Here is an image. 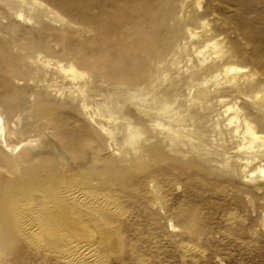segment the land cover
I'll return each mask as SVG.
<instances>
[{"label":"rangeland","instance_id":"obj_1","mask_svg":"<svg viewBox=\"0 0 264 264\" xmlns=\"http://www.w3.org/2000/svg\"><path fill=\"white\" fill-rule=\"evenodd\" d=\"M228 58L264 85V0H0V116L33 141L0 145V264H264V160L226 126L264 109L214 92Z\"/></svg>","mask_w":264,"mask_h":264},{"label":"bare ground","instance_id":"obj_2","mask_svg":"<svg viewBox=\"0 0 264 264\" xmlns=\"http://www.w3.org/2000/svg\"><path fill=\"white\" fill-rule=\"evenodd\" d=\"M212 46H215L214 49L217 50L222 45H219L217 43H212ZM227 56H229V55H227ZM232 62L233 61L230 58H228L224 62H222V64L221 63L217 64V65L215 64L214 66H211V67L206 69V70L210 71L211 74L213 73L215 75V78L221 77L222 76L221 74H223L224 77H226V76L229 77L230 76V78H225V79H228L227 82H226L227 84H225L226 86L225 85L221 86V88H219V89L217 88L214 92L217 94V96L219 95V98H223L224 96L226 97L228 95H232V96H236V97L240 96V95H242L244 97L248 96V97H250L252 99V101L258 107H260L261 109H264V85L261 83L262 87H260L255 93H253L251 95L248 94L249 92H248L247 88H249V87H248L246 79H252V75L251 76L243 75L241 73V69L237 68ZM74 70L69 68V70L64 71L62 69V73L65 75L66 78H69V80H74V79H76V77L78 75L76 73V70L75 71ZM78 76H80V75H78ZM222 79L224 81V78H222ZM249 91H250V89H249ZM165 107H166V102L164 100V102H161L160 105L157 104L155 106V110L160 111V110H163ZM232 110L233 109L230 108V107L227 109V111H232ZM234 113H235V111H234ZM244 113L247 114V111L245 110ZM248 116L250 117V115H248ZM173 117L174 118H176V117L179 118L178 109L176 110L175 115ZM239 119L240 118H238L237 115H233L228 120L226 126H228V127L232 126L231 129H229V130L233 131V133H234L233 136H237V138L239 140H241L238 143V145H237L238 152L242 153V154H240V156L248 157V155H254V159L255 160L263 161L264 160V152H260L258 150H260L261 147H264V129H262L260 127V125H259L260 122L254 123V124L251 123L250 120L247 118V116L244 117V120L241 121V122H239ZM157 121H159V119H157L156 122ZM241 123L243 124V126H242ZM23 142H26V143L21 145V143H23ZM23 142H17V141L12 140L10 137H8V135L6 134V130L3 127V124H2V118L0 116V145L3 148V151L7 152V153H16V152L20 153V159L22 160L21 162L23 164H27L26 159H27V156L30 154L31 151H29V149L26 148L25 146L26 145H30L31 143H33V141H23ZM47 145L48 144H45V143L41 142V143H38V144L36 143L34 147H37V146L42 147L43 146L42 148H44ZM3 151H1L0 153L3 154ZM257 152H260V154H257ZM250 164H251V161L247 160L245 165H250ZM259 164H261V163H259ZM256 174L261 176L262 178H264V166L263 165L258 167L256 169V171L249 172L247 174V177L251 178V177H253ZM46 183H47V181H46ZM62 198L66 199V200L68 199L67 203L70 200H72L73 202L74 201L78 202V203L81 202L83 204L86 203L89 200L91 201L90 197H88L87 195H85L84 193H82L80 191H72V192L64 195V197H62ZM72 205H74V204H72ZM46 207L49 208V211L50 210H55L56 208H58L57 205L54 204V201L52 202V200H50V198L45 203V207L44 208H46ZM44 208L43 209H35L34 210V209H31V206L22 207L18 211L17 216L19 215V218L22 217L23 220H25L27 218V216L32 211H33L32 213L34 214V216H40L43 213ZM19 218H18V220H19ZM42 225H44V223H42ZM41 228L43 229V226ZM41 228H40V231H41ZM71 247L72 248L74 247L73 249H75V250H80L82 252H89V253L94 250V247H93L92 244H87L85 246H80V245H74L73 246V245H71Z\"/></svg>","mask_w":264,"mask_h":264}]
</instances>
